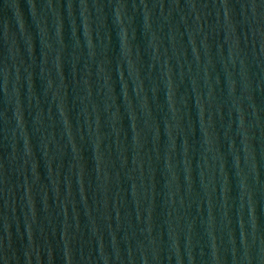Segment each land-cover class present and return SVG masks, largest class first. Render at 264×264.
<instances>
[{"label": "water", "instance_id": "obj_1", "mask_svg": "<svg viewBox=\"0 0 264 264\" xmlns=\"http://www.w3.org/2000/svg\"><path fill=\"white\" fill-rule=\"evenodd\" d=\"M0 264H264V0H0Z\"/></svg>", "mask_w": 264, "mask_h": 264}]
</instances>
